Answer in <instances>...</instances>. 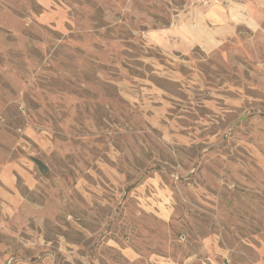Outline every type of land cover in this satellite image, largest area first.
I'll return each mask as SVG.
<instances>
[{"label":"rangeland","instance_id":"374dc122","mask_svg":"<svg viewBox=\"0 0 264 264\" xmlns=\"http://www.w3.org/2000/svg\"><path fill=\"white\" fill-rule=\"evenodd\" d=\"M0 264H264V0H0Z\"/></svg>","mask_w":264,"mask_h":264},{"label":"water","instance_id":"95a60500","mask_svg":"<svg viewBox=\"0 0 264 264\" xmlns=\"http://www.w3.org/2000/svg\"><path fill=\"white\" fill-rule=\"evenodd\" d=\"M31 161L36 165V167L38 168V170L41 172V173H44L46 168L45 166L42 164V162H40L39 160L35 159V158H32Z\"/></svg>","mask_w":264,"mask_h":264},{"label":"built area","instance_id":"2783aa9c","mask_svg":"<svg viewBox=\"0 0 264 264\" xmlns=\"http://www.w3.org/2000/svg\"><path fill=\"white\" fill-rule=\"evenodd\" d=\"M197 2L198 5L200 6H210L212 5L214 2H216V0H195Z\"/></svg>","mask_w":264,"mask_h":264}]
</instances>
